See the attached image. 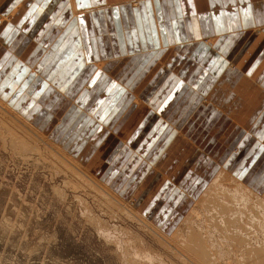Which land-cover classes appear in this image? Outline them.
<instances>
[{
  "label": "crops",
  "instance_id": "obj_1",
  "mask_svg": "<svg viewBox=\"0 0 264 264\" xmlns=\"http://www.w3.org/2000/svg\"><path fill=\"white\" fill-rule=\"evenodd\" d=\"M133 1L0 0V97L172 233L222 168L264 189V0Z\"/></svg>",
  "mask_w": 264,
  "mask_h": 264
},
{
  "label": "rangeland",
  "instance_id": "obj_2",
  "mask_svg": "<svg viewBox=\"0 0 264 264\" xmlns=\"http://www.w3.org/2000/svg\"><path fill=\"white\" fill-rule=\"evenodd\" d=\"M214 72L218 71L215 69ZM213 85L212 89L224 87L217 83ZM187 86L190 90L194 89ZM1 120L0 116V264H227L230 260L232 262L229 264H242L249 259L257 264L254 255L253 259L244 253L245 248L240 246L241 243L231 241L230 237L234 233L231 235L228 230L222 233V220L216 218V207L214 204L206 205L204 197L195 199L190 213L186 214L179 228L172 233L167 232L171 244L166 237L154 236V232L149 231L138 217H133L102 189L87 183L78 171L75 172L52 153H48L45 147L41 153L36 151L34 154L21 153L13 148L9 134H26L19 129L15 130L13 126L6 128ZM41 131L45 133L44 129ZM45 134L54 136L52 131ZM28 140L32 142V147L37 145L33 139ZM53 140L60 142L55 137ZM39 144L38 147H43V143ZM67 150L85 165L81 155L76 156L70 149ZM106 198H109L108 201ZM124 204L128 207L132 205L129 202ZM145 218L151 226L158 227L149 218ZM141 219L144 220L142 216ZM190 234L199 235L208 244V248H212V253L211 248L208 249L209 263L208 259L203 262V258L186 250L184 242ZM158 238H162V241ZM232 245L238 248L237 254L233 252L236 250ZM214 248L218 249L217 252ZM220 253L222 255L219 256ZM242 254L244 259L238 260Z\"/></svg>",
  "mask_w": 264,
  "mask_h": 264
},
{
  "label": "bare ground",
  "instance_id": "obj_3",
  "mask_svg": "<svg viewBox=\"0 0 264 264\" xmlns=\"http://www.w3.org/2000/svg\"><path fill=\"white\" fill-rule=\"evenodd\" d=\"M73 3H74V0H73ZM133 5L137 6L138 1L133 2ZM210 42L214 43V40H210ZM229 69H231L233 71H234V69H237L236 63L229 64ZM10 103L7 100H4L0 97V116L2 117V120L5 123L4 126H7L6 128L13 126L15 130L19 129L23 133L26 134V136H19L18 134L22 135V133L17 134L16 131H15L16 134H13L14 132L9 134V136L11 138V142L13 143L12 144L13 148L17 149L21 153L23 152L26 154L28 152H31L32 154H34V153H36V151L42 152V149L45 147V149H46V151H48V153H52V155L56 156V158H59L60 161H62L63 163H65L69 167L73 168V170H75V172L78 171V173L80 174L79 176L82 175L83 177L82 176L81 177L83 179L87 180V183H89L92 186L94 185L95 187L102 189V191H104V193L107 196L112 198V200L116 201V203L120 204L121 206H124L129 211V213L132 214L133 217H136V218L138 217V219H140V221H142L144 224H146V227H148L150 229L149 231L154 232V236L157 235V237L163 236L166 238H167V236H169L168 233L166 234L164 231L160 230L155 225L151 226V223L146 222L145 216L141 215V212L138 211V209L136 208V206H135L134 202H132V200L126 201L124 199L125 197L123 195H120L115 190V188H113L109 184L107 185L106 182H104L103 179H101L94 172L93 173L90 172L88 170L89 168L87 167V165L86 164L84 165V163L80 162L75 157H73L72 154H70V152L67 150V148L63 147L64 145H61L60 142L56 143L53 140L52 135L47 136L45 133H43L41 131L42 128L40 126L36 125V123L29 122L28 119L25 116H23L21 114V112H19L15 108L14 105H12ZM8 124H9V126H8ZM2 131H3V129H2ZM3 134H5V133H3ZM28 139H33L34 142L35 141L37 142V145L35 144V146H33L34 147L33 148L31 146L32 142H30ZM39 143H43V147H41V146L38 147V145H40ZM17 150H16V152H17ZM43 152H44V150H43ZM240 174H242V173H240ZM215 176L216 177H214L212 179V181L208 184L207 189L204 190V193L201 196V197H204L203 198L204 203H206V205H208V206L210 204H212V205L214 204V207H216V210H215V208H214V210L217 211L218 213L217 214H215L214 212L213 213L216 215V218L218 217L217 220H219V219H220V221L222 220V224L220 225L221 228H220V226H218L220 229H222V233H225L227 230L230 231V234L234 233V236L230 237V238H232L231 241H233L235 244L241 243L240 246L245 248L244 253L248 254V256L250 258H253V259H254V257H253V255H254L257 259L256 260L257 264H264V189H262V190L255 189L254 187L248 185L246 182H244L242 179H240L238 177L239 175L235 176L234 174H232L231 171H229L228 169H225V168H222L220 170V172ZM82 181L84 182V180H82ZM92 186H91V188H92ZM102 191H101V193H102ZM108 199H107V201H108ZM124 202H129L132 205L134 204L133 206H135V207H133L132 205L128 207V206H126V204H124ZM214 202H216V203H214ZM116 207H119V206H116ZM193 210L195 211V209H193ZM139 214L144 218V220L141 219V216H139ZM191 232H192V229H191ZM197 234H195L193 236L190 234L187 237V239H185V242H184L186 244L185 248L189 252L190 251L194 252L196 254V257L198 255L199 257L203 258L204 260L208 259V263H209L210 258H209V254H208V249H210L211 247L208 248V244H205L203 242L202 238H200L199 235H197ZM219 236H221V235H219ZM158 239H160V241H162L161 240L162 238H158ZM167 241H168V238H167ZM168 242H170V241H168ZM205 242H206V240H205ZM233 242H232V244H234ZM164 243H166V242L164 241ZM164 243L163 244L161 243V244L164 245ZM126 245H127V243H126ZM234 245H232V246L235 248V246H237V245H235V246ZM237 247H239V246H237ZM218 249L220 251V247ZM237 249L235 248L234 250H236V251H233V252L236 253ZM214 250H215V248H214ZM217 250H215V251L217 252ZM212 251L213 250L211 248L210 252L212 253ZM240 252H243V251L241 250ZM220 255H222V254L220 253L219 256ZM186 256H187V254H186ZM191 256H192V254H191ZM243 256H244V254H242L241 258L239 256L240 259H238V260H243L244 259ZM236 258H238V257H236ZM214 259H216V258H214ZM206 260L203 262H207ZM211 260L214 261L213 259H211ZM253 261L249 259V260H247V262H245V261L244 262L246 264H254ZM231 262L232 261L230 260L229 263H231ZM229 263H227V264H229ZM240 263H241V261H240ZM209 264H211V263H209Z\"/></svg>",
  "mask_w": 264,
  "mask_h": 264
},
{
  "label": "snow or ice",
  "instance_id": "obj_4",
  "mask_svg": "<svg viewBox=\"0 0 264 264\" xmlns=\"http://www.w3.org/2000/svg\"><path fill=\"white\" fill-rule=\"evenodd\" d=\"M81 6H82V7L85 6V4L83 3V0H81Z\"/></svg>",
  "mask_w": 264,
  "mask_h": 264
}]
</instances>
